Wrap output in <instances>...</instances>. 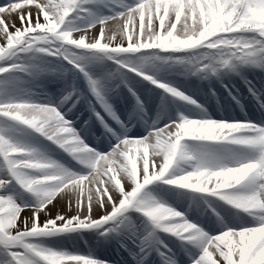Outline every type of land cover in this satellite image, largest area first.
Masks as SVG:
<instances>
[{"label": "snow or ice", "instance_id": "6c2138e0", "mask_svg": "<svg viewBox=\"0 0 264 264\" xmlns=\"http://www.w3.org/2000/svg\"><path fill=\"white\" fill-rule=\"evenodd\" d=\"M0 264H264V0L0 3Z\"/></svg>", "mask_w": 264, "mask_h": 264}, {"label": "bare ground", "instance_id": "6f19581e", "mask_svg": "<svg viewBox=\"0 0 264 264\" xmlns=\"http://www.w3.org/2000/svg\"><path fill=\"white\" fill-rule=\"evenodd\" d=\"M0 2H4V0H0Z\"/></svg>", "mask_w": 264, "mask_h": 264}, {"label": "rangeland", "instance_id": "374dc122", "mask_svg": "<svg viewBox=\"0 0 264 264\" xmlns=\"http://www.w3.org/2000/svg\"><path fill=\"white\" fill-rule=\"evenodd\" d=\"M0 3H3V2H0Z\"/></svg>", "mask_w": 264, "mask_h": 264}]
</instances>
